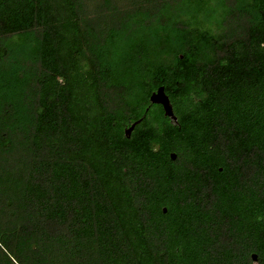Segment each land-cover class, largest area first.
<instances>
[{
	"label": "trees",
	"instance_id": "trees-1",
	"mask_svg": "<svg viewBox=\"0 0 264 264\" xmlns=\"http://www.w3.org/2000/svg\"><path fill=\"white\" fill-rule=\"evenodd\" d=\"M221 4L0 0V264H264V0Z\"/></svg>",
	"mask_w": 264,
	"mask_h": 264
},
{
	"label": "rangeland",
	"instance_id": "rangeland-1",
	"mask_svg": "<svg viewBox=\"0 0 264 264\" xmlns=\"http://www.w3.org/2000/svg\"><path fill=\"white\" fill-rule=\"evenodd\" d=\"M203 13H209L210 16L220 18L223 12V5L221 4V0H206V5L202 7ZM221 15V16H220ZM185 16V17H184ZM177 21L187 22L189 23V14L183 15L181 13L173 14L168 20H165L161 23V25H157L155 28H148L144 30L137 31L133 36L132 35H125V36H117L112 38V41L109 43L108 52H109V60L111 63L120 64L118 67L121 75H127V69L125 70V52L127 51L128 47L131 43L135 42L136 39L138 40L139 37L143 35L146 42H151L155 40L158 35H167L169 38L166 37L165 46H169L168 48H172L173 46H178V41L174 38V31L171 25ZM190 26L193 25L192 23L189 24ZM132 36V37H131ZM17 45L20 43V39L16 42ZM122 61V62H121Z\"/></svg>",
	"mask_w": 264,
	"mask_h": 264
},
{
	"label": "water",
	"instance_id": "water-1",
	"mask_svg": "<svg viewBox=\"0 0 264 264\" xmlns=\"http://www.w3.org/2000/svg\"><path fill=\"white\" fill-rule=\"evenodd\" d=\"M149 100L151 103H157L160 104L163 108V113L165 116H167L171 122L176 123L177 122V118L175 116V114L173 113V109H172V105L169 101L168 96L166 95L163 86H159L156 88V90H154L150 97ZM140 121V119H137L135 121H133L129 126H127L124 129V134L126 137H129L131 131L133 130L134 126ZM170 157L172 159L175 158V153H170ZM163 211H165V208L163 207ZM252 258L255 260L256 256L252 255Z\"/></svg>",
	"mask_w": 264,
	"mask_h": 264
}]
</instances>
